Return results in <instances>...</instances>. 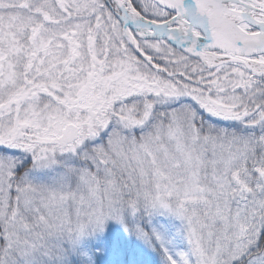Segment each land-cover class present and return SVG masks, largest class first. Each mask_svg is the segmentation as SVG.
Masks as SVG:
<instances>
[{
	"label": "snow or ice",
	"instance_id": "obj_1",
	"mask_svg": "<svg viewBox=\"0 0 264 264\" xmlns=\"http://www.w3.org/2000/svg\"><path fill=\"white\" fill-rule=\"evenodd\" d=\"M0 264H264V0H0Z\"/></svg>",
	"mask_w": 264,
	"mask_h": 264
}]
</instances>
